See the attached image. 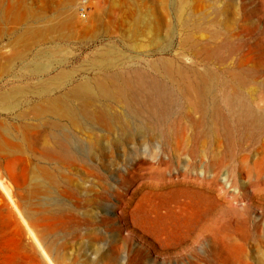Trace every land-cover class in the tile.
<instances>
[{"label": "rangeland", "instance_id": "1", "mask_svg": "<svg viewBox=\"0 0 264 264\" xmlns=\"http://www.w3.org/2000/svg\"><path fill=\"white\" fill-rule=\"evenodd\" d=\"M125 2L133 8L148 10L149 22L153 26L160 25V16H163L171 30L162 31L158 36L146 31L136 39L131 38L126 30L133 22L125 17ZM261 2L169 0L163 12L153 0H0V16L11 11L13 5L18 3L15 5L16 11L27 18L18 33H15V25L11 22L3 25L0 36V94L13 87H24L28 93L26 97L33 98L36 86L47 82L51 76L55 77L62 69L70 70L75 73L74 80L52 85V88L61 86V89L53 92L61 95L82 80L98 76L96 71L89 70L91 57L94 53L113 48L122 53L118 55L121 62L141 54L142 65L126 68L143 67L145 61L168 58L174 61L178 69L182 68L190 74L195 70L210 72L217 85L216 98L209 104L207 102L211 109L205 116L200 112L191 113L185 118L175 111L172 114H158L161 118H167L165 120H168L174 138H180L183 126L188 125L186 151L178 150L176 143L168 142L165 129L160 131L153 143H150L147 133H135L126 142L125 137L115 131L106 133L95 130L92 136L104 137L105 142L98 147L96 158L87 161L86 167L92 174L76 168L70 176L68 171L58 172L57 166L45 161L38 163V153L37 156L30 153L33 159L29 165L20 155L13 156L18 159L8 157L13 166L7 157L0 156V179L3 180H0V184L4 187L7 185L6 189L11 190L17 204L15 209L0 185V264H76L78 259L83 264H264V118L262 123L255 124L250 116L243 112L237 115L233 108L234 102H249L256 93L258 104L261 103L258 110H264V89H261L264 88V3L262 5ZM61 4H67V8L62 9ZM45 5L49 11L44 9ZM68 9L72 12L73 22L77 21L73 40L64 43L53 33H50L53 38L50 34L33 33L34 27L42 22L50 23L53 15H57V18L61 14L65 16ZM63 10L67 11L61 12ZM206 13L208 21L205 20ZM64 16L61 18L64 19ZM41 18L46 21L39 20ZM237 22H240L239 25ZM208 27L209 32L218 33L216 42L212 40L211 33L204 31ZM64 33L69 35L70 30ZM158 38L161 40L158 41ZM129 40L143 47L134 52V49L127 47ZM184 42L186 44L183 45ZM204 43L218 44L219 47L209 53L203 49ZM156 45H162L166 50L156 52ZM60 47L67 48L65 51L71 57L66 65L57 64L55 57L56 64H52L47 75L21 77L20 59L31 62L41 51L54 52ZM197 48L200 51L197 52ZM253 71L254 75L251 73ZM176 79L177 83L169 84L168 90L161 88L163 94L149 93L144 99L161 100V104L173 100L171 105L177 110L182 104L180 89L184 85L178 76ZM119 83L121 85L122 81ZM223 95L230 96V105L224 104ZM26 97H19L21 106L17 111L0 108L2 138L10 139L22 129L18 114ZM112 111L119 113L122 108L113 105ZM31 116H28L29 122H33L32 113ZM132 120L135 122L136 118L133 116ZM209 127L214 134L206 135ZM1 137L0 144L3 145L4 139ZM105 147H108L109 157L103 160L99 158V152ZM146 147L150 152L152 148V155L144 153ZM75 151L78 155L85 154V148H76ZM40 165H46L51 177L39 172ZM36 173L45 177L42 182L35 180ZM36 183L41 184L34 185ZM28 228L37 236L36 241ZM36 244L39 247L42 245L41 251ZM42 252H45V257ZM105 260H109V263Z\"/></svg>", "mask_w": 264, "mask_h": 264}, {"label": "bare ground", "instance_id": "2", "mask_svg": "<svg viewBox=\"0 0 264 264\" xmlns=\"http://www.w3.org/2000/svg\"><path fill=\"white\" fill-rule=\"evenodd\" d=\"M153 1H154V4H156L157 6H160L161 11L165 10V7L168 5V2H169V0H153ZM258 1L261 2V0H258ZM65 3H68V2H65ZM228 3H230V2H228ZM263 3H262V5H263ZM17 4L18 3H16L15 5H17ZM121 4H123V3H121ZM15 5H13L11 11L5 13L4 15L2 14V16H0V36L3 33V30H4L3 25L5 23L11 22L13 25H15V28H14L15 33H18V32H20L19 29L23 26L22 24H24V22L27 19L23 14L16 11L17 9H15V7H16ZM66 6H67V4H61L62 9L65 8ZM113 6H114V4H113ZM125 6L127 7V9L125 10V13H124L125 17L127 16L133 22V24L130 25V27L126 30L129 33V36L130 35L132 36L131 38L136 39L139 35H141V33L146 32V31H150L153 34V36H158L162 31L169 32L171 30L170 24L165 21V18H163V16L162 17L160 16L161 24L157 25V26H153V25H151V22H149L150 17L148 14V10H144V8H133V6L131 7L128 4V2H125ZM183 6L181 8H183ZM238 7H240V6H238ZM44 9L46 11H49V7L46 5H45ZM187 9H188V7H186L184 9L185 12ZM190 10H191V7L189 6V11ZM65 11H67V10H65ZM65 11L63 10L61 12H65ZM62 16H64V14L59 15L58 18H57V15H53L54 19H52V21L50 23H47V22L43 23L42 22L43 24L41 23L37 27L33 28V33L34 34H42V35H48L50 33H53V34H55V36L58 39L61 40V42H64V43L73 40L75 38V32H76L75 26L77 25L76 24L77 21H76V23H75V21L73 22L72 12L69 9L66 12V15L64 16L65 17L64 19L61 18ZM204 16H205V20L208 21L209 17L207 15V13L204 14ZM93 18H94V16H93ZM180 19L181 18H179V20ZM39 20L46 21L45 18H41ZM240 22H242V21H240ZM239 23L237 25H239ZM106 24L108 25V22L105 23V25ZM110 24H111V21H110ZM246 28L247 27H245V30L247 31ZM67 29L70 30L69 35H66L64 33L67 31ZM189 29H191V28H189ZM208 29H209V27L205 28L204 31L205 32L208 31L207 33H211L212 40H214L216 42L217 38H219L218 33L214 32V31L212 32V30H211V32H209ZM243 29H244V25H243ZM234 30H235V28H234ZM197 33H199V32H197ZM233 36H234V34H233ZM50 37L53 38L54 36L52 37V35H51ZM200 37H199V39H200ZM234 37H236V35ZM51 38H49V40ZM166 38H167V36H166ZM238 38H239V35H238ZM40 40H41V38L39 39V41ZM160 40L161 39H159L158 41H160ZM233 40H232V42H233ZM43 41L46 42V40H43ZM189 41H191V40H189ZM132 43H134V41L129 40L127 42V44H128L127 47L134 49L135 50L134 52H136L137 50H139L140 48L143 47L142 45H138L135 43H134L135 45L132 46L131 45ZM153 44H155V43H153ZM184 44H186V42H184L183 45ZM26 45L28 46V44H26ZM45 46H47V45H45ZM14 47H15V45H14ZM202 47L205 51H210L209 53H211V51L213 49H217V47H219V45L213 44V43H204L202 45ZM65 50H67V48L65 49L63 47L57 48L54 52L45 49L44 51H41L38 54V57H36V60L31 61V62H27L25 60L20 59L21 68L19 70V74L21 75V77H24V78L28 77L29 74L35 75L36 77H43V76L47 75L49 73V71L51 70L52 64H56V61H57V64H59L60 66H63V65L67 64V60L71 59L70 55ZM165 50L166 49L162 45H156L154 47V51H156V52L162 53ZM196 51L198 52L200 50H198V48H197ZM20 53L22 54V52H20ZM119 54L122 55V53H118L117 49H114V48L107 50V51H103L101 53H99V52L94 53V55L91 57V62H90L91 65H90L89 70L96 71L95 74L98 76H95L92 79H84L82 81L80 80L81 82H79L78 84L76 83L77 85L73 86L71 89H69L67 92H65L61 95L53 94V92H55L56 90L61 89V86L56 87V88H52V85L53 84L55 85V83L60 84V82H62V81H70L71 82L72 80H74V74L75 73L70 71V70L66 71L65 69H62L58 73V75H56L55 77L51 76L52 78L48 79L47 82L44 81L41 84H39L38 86H36L37 90L35 92H33V96H34L33 98H27L26 97L28 95V93L25 91L24 87H17V88L13 87L9 91H7V92L4 91V93L0 94V108H2L3 110H10L13 112L19 110V108L21 106V102L19 100V97H21V96L26 97L24 100V103L22 102L23 108H21V110L19 111V114H18V117L21 118V120H22V124H23L22 129L19 132L16 130L19 134L14 133L13 137L10 139H6V138L4 139V137L2 138L0 136L2 138V140L4 139L3 145L0 144V156L3 158L7 157V159H8V157L20 155L23 158L24 162L27 161L28 165H29V163L32 162V159H33L32 154H30V153H34L35 155H36V153H38L40 156V157L38 156L39 158L36 160L38 163H40L41 161H45V162H48L54 166H57L56 169L58 170V172L62 173L65 170V171L69 172L68 175L70 176L71 174H73L72 173L73 169L76 168V169L84 170L87 174H92V171L86 167L87 161H89V160L91 161L94 158H96L98 147L103 146L104 145L103 143L105 142L104 137H100V138L96 137L95 138L92 136V133L95 130H101L102 132H106V133H111V132L115 131V132L123 135V137H125L126 142L130 141L132 136H134L135 133H137V135L147 133V134H149L150 143L151 142L153 143L154 140L156 139V137L159 135L160 131H163L165 129L166 130L165 133L169 137L168 142L169 143H176V145L178 146V150L181 149L183 151H186L188 149V143H189V142H187V139H186V134L188 132L187 130L189 128L188 125L183 126V130H181V134L179 135L180 138L175 137L176 138L175 139L171 135V130L169 129L170 126L168 125V120H165L167 118H161L158 116V114L161 112H164L167 114H172V112L175 111V112H178L179 114H181L183 118H185L186 115L188 116L189 114L194 113V112L203 113L204 116L207 115V113L211 109V108L209 109L208 104L211 101L212 102L214 101L215 91L217 89V85L215 84V81L212 78V74H210L209 71H208L209 73H206L207 71L204 73H201V71L197 72L196 70L190 74L189 72H185V70H182V68L178 69V67L175 65L174 61H172L168 58H166V59L162 58V59H159L157 61H145V64H144L145 66L138 67V68L133 67L132 69H130V68H126V67H132V66L140 65V64L142 65L143 62H141V61L143 59H142V57H140L141 54H137L139 56L136 55L134 57L128 58L123 62L120 61V58L118 57ZM13 57H15V56L13 55ZM55 57H57L56 61L54 60ZM243 57H240V59H242ZM12 59H14V58H12ZM17 59H18V57H17ZM6 61H5V63H6ZM244 63L246 64V61ZM212 66H210V67H212ZM6 69H7V67H6ZM123 69H130V70L127 72L126 70L123 71ZM224 70H226V69H224ZM3 71H5V70H3ZM176 71H177V73H175ZM236 71H237V69H236ZM254 72L255 71H253L251 73H253V75H254ZM11 73H13V72H11ZM257 74H258V72H257ZM176 76H178L182 80V84L184 85L183 88H181V86H180V88H181L180 94L182 96V104L179 108H177V110L173 109V107L171 105L172 103H174L173 100H167L164 104H161V100L154 101V100H150V99H144V98H147L149 93H151V94L157 93L158 95L163 94L164 90L166 91V89L168 88L167 86L169 84L177 83L178 79H176ZM224 78H225V76H224ZM253 79L254 78H252V80ZM41 80H43V79H41ZM120 81H122L121 85L119 83ZM228 81H229V79H228ZM224 84H225V82H224ZM234 86H236V85H234ZM256 86H258V85H256ZM161 88H163L164 90H161ZM261 89H264V88H261ZM228 94H225V95H228ZM234 94H235V92H234ZM251 94H253V93H251ZM261 94H262V92H261ZM234 96H236V95H234ZM259 96H261V95H259ZM229 97H226L223 95L224 104L230 105L232 103V102H230ZM236 99H237V97H236ZM259 99H261V98H259ZM207 102H208V104H207ZM132 104H133V106H132ZM260 104H258V98H257L256 93H255L253 95L252 100H250L249 102L243 103L240 100L237 103L234 102L233 108H234V111L237 113V115H238V112H243L244 115L246 114L254 120V122H252V123H255V122L258 123V122L262 121V118H264V114L262 113V112H264V110H262V112L260 111V109L258 110V106H260ZM113 105L120 106L122 108V111L119 113H114L112 111ZM162 105H163V107H161ZM227 108H229V107H227ZM213 109L215 110V108H213ZM31 113L33 114V122L28 121L29 114H30V117H32ZM234 113H232V115ZM133 116L136 118L135 122L132 120ZM244 118H247V117L244 116ZM250 118H249V120H250ZM252 119H251V121H252ZM13 127H14V125H13ZM15 127H16V125H15ZM191 128H192V126L190 127V129ZM261 130L263 132V129H261ZM208 131H207L206 135L214 134V132H213V130H211V128H210L209 133H208ZM4 132H6V131H4ZM199 132L200 131H198V133ZM196 133H197V131H196ZM191 134H189L190 137H191ZM207 137H208V139L210 138V136H207ZM214 137H216V136H214ZM214 137L212 138L213 140H214ZM204 138H205V136H204ZM260 138H262V136H260ZM194 139H195V136H194ZM203 140L204 139H202L201 141H203ZM258 140H260V139H258ZM201 141H200V143L202 145L201 144L200 145L203 146V143ZM212 141H211V144H212ZM258 142H260V141H258ZM194 143H195V141H194ZM216 143H217V141H216ZM204 144H205V142H204ZM209 144H210V142H209ZM261 145H263V143ZM23 148H24V150H23ZM76 148H85V154L84 155H78L75 151ZM191 148L193 150V145ZM150 150H151V152L146 147V148H144L143 151H144V153L148 152L149 155H152V153H153L152 148ZM182 154H183V152H182ZM184 154H185V152H184ZM20 156H19V158H20ZM16 157H13V158H16ZM107 157H109V150H108V147L107 148L105 147L103 149V151L99 152V158L104 160ZM17 159H18V157H17ZM12 161L14 162V160H12ZM17 161L19 162V160H17ZM9 162H10V160H9ZM13 164H12V166H13ZM37 165H39V164H37ZM31 166H29V167H31ZM44 166L46 167V165H44ZM258 166H259V164H258ZM21 167H23V166H21ZM45 167H42V166L38 167V168H40V170L39 169L38 170H39V172L41 171L43 174H45L48 177L49 172L46 171ZM14 169H16V168H14ZM22 170L23 169H21V172L23 173L24 170L23 171ZM30 170H31V168H30ZM13 171H15V170H13ZM33 173L31 176H33ZM214 173H213V175H214ZM23 174H25V173H23ZM23 174H22V177L24 178ZM28 174H29V172H28ZM36 174H37L36 175L37 178L35 180L37 182H42V180H43L42 178L44 176L42 175V177H41V175H38V173H36ZM216 175H217V173H216ZM216 175H214V176H216ZM25 176H26V174H25ZM214 176H212V177H214ZM49 177H51V176H49ZM212 177H210V178H212ZM103 180H104V182H106L105 179H103ZM210 180H212V179H210ZM1 181H3V180H1ZM40 184L36 183L34 185L40 186ZM105 184L107 185L108 183H105ZM0 185H1L2 189L4 190L5 194L7 195V197L10 199L11 204L14 205V207H16L17 204H15L14 199L11 196V193H10L11 190L6 189L7 185L5 187L2 186V184H0ZM4 185H5V183H4ZM20 188H21V186H20ZM28 189H30V188H28ZM199 191H196V192H198V194H201V192H199ZM23 192H25V191H23ZM34 194H36V193H34ZM39 194H41V192ZM193 198H194V196H193ZM30 199H31V197L29 195V201H30ZM42 205H44V204H42ZM42 205H41V207H44ZM20 207H22V206H20ZM15 209H17V207ZM115 211H116V213L119 212L118 210H115ZM17 213L19 214V211ZM20 217H22V216L20 215ZM118 220H121V219L118 217ZM130 221H132V220H130ZM25 223H26V221H24V224ZM44 223H43L44 226H48V224L45 225ZM31 224H34V223H31ZM35 224H36V222H35ZM25 225H27V224H25ZM33 228H35V227H33ZM38 228H40V227H38ZM28 229H29L31 235L33 236V238L35 240V237L37 238V236L34 235L32 229H30V228H28ZM27 232H28V230H27ZM155 240H157V239H155ZM32 243H33V241H32ZM155 243H157V242L155 241ZM41 246L39 247V245H37L36 248L39 251H41L40 250ZM43 248L45 249V247H43ZM44 249H43V251H44ZM42 253H43L42 255H44L43 257H45V254H44L45 252H42ZM54 258H55V256H54ZM47 259L48 258H46V260ZM48 261H50V260L48 259ZM105 261H107V263H109V260H105ZM75 263L76 264H83V262H80L79 259L76 260ZM58 264H60V263H58Z\"/></svg>", "mask_w": 264, "mask_h": 264}]
</instances>
